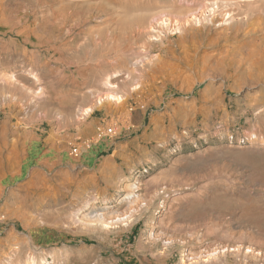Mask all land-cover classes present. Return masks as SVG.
<instances>
[{"label":"rangeland","instance_id":"rangeland-1","mask_svg":"<svg viewBox=\"0 0 264 264\" xmlns=\"http://www.w3.org/2000/svg\"><path fill=\"white\" fill-rule=\"evenodd\" d=\"M212 1L0 0V264H264V37Z\"/></svg>","mask_w":264,"mask_h":264},{"label":"bare ground","instance_id":"bare-ground-1","mask_svg":"<svg viewBox=\"0 0 264 264\" xmlns=\"http://www.w3.org/2000/svg\"><path fill=\"white\" fill-rule=\"evenodd\" d=\"M238 3H244V5L242 4L244 9L243 8L241 9L242 6L238 5ZM206 5H208L210 8V10L208 11L210 13L209 14L210 16L208 17L211 18V19L209 18L210 19L209 23H212L213 20L215 19L214 14L216 12L218 13L220 12L221 14L217 15L221 17L220 23L222 25L224 24L227 27H229V29L232 30V28H235V27L237 28L238 26L239 28L244 27L243 29L245 33L251 36V38H252V35L255 33H260L264 37V34H263L264 33V0H214L211 3H208ZM200 14L196 16H192L190 21H185L181 25L177 21L171 20L170 18L162 14L163 17L161 15V17H159L158 20L156 21L157 29H155L154 31V27H156L154 26L153 29L151 30L149 29L150 31H148V33L151 32L150 34L151 36L150 39L152 38L151 41L158 42L159 40H161L162 38L161 34L164 33V29L165 31L167 30L169 32H172L173 34L180 33L183 27H185V25H188L191 22L193 23V21L195 20L198 22L200 19H202V15ZM259 37L261 36L259 35ZM133 61H134L135 66L137 67V66H141L145 61H147V58L143 56H140V57L137 56L135 57ZM104 85L106 86L105 88H107L108 90L112 89L109 84L105 83ZM98 100H99L98 104H101L105 100L119 103L121 101V98H119L118 96L114 94H108L103 98H99ZM90 111L91 109L85 110V112L83 111L80 114L83 117L89 114ZM256 138H257L256 135L252 134L251 136L248 137L247 141L254 143L256 141ZM128 188L131 189L132 186H129ZM133 195H134L133 193L127 194L126 199L127 198H128L127 200L131 199L130 197H133ZM91 201L85 204L86 207L84 206V208H81L78 212L76 211L77 214L74 213L75 215L72 216L73 222H74L73 224L78 229L83 230L85 232H88V233L99 232V233L109 234L112 231L113 226L123 225L125 227V225L128 224V222L130 221L132 217V216L130 217L129 215L128 216L127 215L117 216L112 220V218H109V215L108 217H106L105 215H101V214L93 215L92 211H94L93 209L95 207H94V202L92 203ZM133 202H136V201L134 200ZM103 204H106V202L104 201ZM88 209L90 210V213L85 214V212ZM22 264H58V263H56L55 260H52V262H49L46 257L38 259L36 257L29 256V258H27Z\"/></svg>","mask_w":264,"mask_h":264},{"label":"built area","instance_id":"built-area-1","mask_svg":"<svg viewBox=\"0 0 264 264\" xmlns=\"http://www.w3.org/2000/svg\"><path fill=\"white\" fill-rule=\"evenodd\" d=\"M99 102V100H97V103ZM112 128H108L106 129V131H104V133H100V135H109L112 134ZM74 151L76 152V150L74 149Z\"/></svg>","mask_w":264,"mask_h":264}]
</instances>
